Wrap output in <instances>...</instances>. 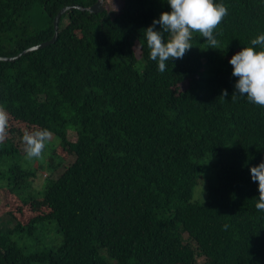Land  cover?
<instances>
[{
    "label": "trees",
    "instance_id": "1",
    "mask_svg": "<svg viewBox=\"0 0 264 264\" xmlns=\"http://www.w3.org/2000/svg\"><path fill=\"white\" fill-rule=\"evenodd\" d=\"M96 1L0 0V56L51 39L64 6ZM215 2L228 9L214 32L227 53L194 33L163 73L142 29L167 0L72 8L54 42L0 60L10 121L59 139L43 183L22 160L23 134L9 128L0 142V187L34 210L0 213V264H264L250 174L264 159V107L232 99L229 63L264 33V0ZM52 227L58 242L44 236Z\"/></svg>",
    "mask_w": 264,
    "mask_h": 264
},
{
    "label": "clouds",
    "instance_id": "2",
    "mask_svg": "<svg viewBox=\"0 0 264 264\" xmlns=\"http://www.w3.org/2000/svg\"><path fill=\"white\" fill-rule=\"evenodd\" d=\"M167 4L170 11H162L158 19L154 18L142 29L149 59L157 62L161 73L166 71L167 62L182 59L191 49L194 33L204 37L208 47L219 49L214 32L228 15L227 7L215 0H167ZM229 63L232 75L237 77L232 99L238 94L246 96L250 103L264 107V33L251 39L250 46H243L234 53ZM221 95L226 97L227 90H222ZM8 120L6 108L0 105V142L7 135ZM22 140L27 159H43L51 133L47 128L25 129ZM250 174L252 181L258 182L259 198L255 207L264 211V159L250 166ZM224 227L226 229L227 225Z\"/></svg>",
    "mask_w": 264,
    "mask_h": 264
},
{
    "label": "rangeland",
    "instance_id": "3",
    "mask_svg": "<svg viewBox=\"0 0 264 264\" xmlns=\"http://www.w3.org/2000/svg\"><path fill=\"white\" fill-rule=\"evenodd\" d=\"M217 47L219 49H216V52H218L220 55H225L227 53V51H224L220 46H217ZM17 127H18V123L16 122L12 123L10 119L8 120L7 130H9V128H13L14 130L17 131L16 134H19V132L23 134V131L18 130ZM50 133H51V140L47 144L44 150L43 159H27L26 154L22 155V160L24 164L35 170L36 180L41 183L45 182L44 178H47V176H49V173H50L49 171H44L43 176H42L43 178H42L41 168L45 165L46 161L49 159L52 148L55 147L59 141L58 137L55 136V134H52V132ZM69 136L72 138L74 136V133H69ZM71 158L72 157H70L69 160ZM60 169L62 170V168ZM56 175L57 173H54L53 176L56 177ZM201 180H203V178H201L200 181ZM202 187H203V184L198 187L199 192H200V188ZM195 196L197 197L198 194L196 193ZM3 212H12L13 215L18 216L21 220L24 221L27 219V217L30 214L34 213V210L32 209L30 204H23L19 196H16L8 188L0 187V213H3ZM57 234L59 233L56 232V230L52 227L50 228L49 232H47V235L45 234L44 236L48 240H51L53 242L54 241L58 242L61 237H59Z\"/></svg>",
    "mask_w": 264,
    "mask_h": 264
},
{
    "label": "water",
    "instance_id": "4",
    "mask_svg": "<svg viewBox=\"0 0 264 264\" xmlns=\"http://www.w3.org/2000/svg\"><path fill=\"white\" fill-rule=\"evenodd\" d=\"M72 8H79V9H87L91 12H99L102 11L105 8V0H97L94 4H92L89 7H83L77 4H73V5H67L64 6L63 8H61L59 10V12L56 14L55 18H54V28H55V32L54 35L51 39L41 42L39 44L33 45L28 47L27 49L23 50L22 52H20L19 54L15 55V56H11V57H6V56H0V60H5V61H14L16 60L18 57H20L23 54H26L29 51L38 49V48H42L52 42L55 41V39L57 38V34H58V27H59V21L61 16L66 13L68 10L72 9Z\"/></svg>",
    "mask_w": 264,
    "mask_h": 264
}]
</instances>
